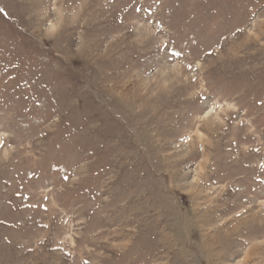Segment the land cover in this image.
Instances as JSON below:
<instances>
[{"label":"rangeland","instance_id":"1","mask_svg":"<svg viewBox=\"0 0 264 264\" xmlns=\"http://www.w3.org/2000/svg\"><path fill=\"white\" fill-rule=\"evenodd\" d=\"M0 264H264V0H0Z\"/></svg>","mask_w":264,"mask_h":264}]
</instances>
